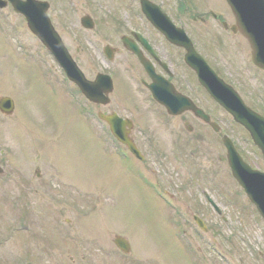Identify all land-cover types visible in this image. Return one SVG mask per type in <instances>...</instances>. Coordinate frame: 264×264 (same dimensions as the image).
Listing matches in <instances>:
<instances>
[{
    "label": "rangeland",
    "instance_id": "1",
    "mask_svg": "<svg viewBox=\"0 0 264 264\" xmlns=\"http://www.w3.org/2000/svg\"><path fill=\"white\" fill-rule=\"evenodd\" d=\"M212 1L220 5L219 0ZM6 44L7 41L0 36V47ZM5 65L8 71L2 74V70H0V77L2 76L0 89L4 92L3 94L14 96L17 108L15 110L16 118L10 123L7 121L13 116L10 118L0 116V122H5L0 123L1 142L7 143L10 147L13 145L18 148L22 144L23 149V142L26 139L31 138L39 141L38 154L41 157L53 155L57 159L60 168L58 172L62 174L64 182L66 178L69 181L68 187L62 185V189L72 193V197L78 201L74 206L76 217L72 219V222H62L69 231V235L77 232L78 235L74 237L65 236L61 243H66V246L72 247L80 245L82 249L86 250L89 257L84 258L85 264H200L195 257L168 255L161 248L154 249L155 255H151L154 252L153 249H148L152 247L151 238L140 221V216L145 212L137 208L130 199L131 175L127 172L118 173L119 165L115 164L112 156L105 155L103 157L99 153L98 144L93 139V134L82 132L81 122L74 121L75 116L71 113L66 102L51 96L41 87L40 84L47 82L41 80V77H51L56 73L51 65L46 60L34 55L16 57L6 62ZM54 84L59 85V82L54 81ZM128 84L129 82H126V86ZM127 93L128 95L136 94L134 90ZM133 98L136 99L137 97ZM15 131L18 132L12 135ZM36 140H33L34 145L37 144ZM19 152L22 153V150ZM46 175V178L49 179L51 176V181H54L52 173L47 172ZM43 181L33 182V188L42 184ZM55 183L57 184V182ZM37 192L34 202L35 199L37 201L36 195L40 194L39 191ZM69 193L68 196H70ZM47 198L50 197L47 196ZM240 203L235 204H238L240 208H245ZM7 204L8 202H3L0 196V225L9 221L8 215L15 217L17 214L15 210L6 212L5 209H9ZM54 205L57 209L65 207V203L56 200H54ZM47 213L50 214L49 208ZM72 213L73 206L68 213L62 215V218ZM60 215L58 214V216ZM2 228L3 226H0V229ZM237 228L238 226H234L235 233H237ZM228 230L225 229L223 232L226 234ZM62 232L65 233L64 230ZM238 232L242 233V230L240 229ZM115 233L126 234L131 238L133 247L129 253L118 252L111 245ZM5 235H9V230L6 231V234L0 232V264H60L56 258L62 251L58 250L57 252L58 247L49 245L48 240L42 244L29 242L22 246L18 245L17 242L15 243V239L7 242ZM93 239L95 241H92ZM34 241L36 240L34 239ZM48 247H54L53 250L55 251L52 253H57L43 259V251L46 254L51 253ZM140 247L142 249H139ZM82 249L74 248L68 255V260L79 263L82 257ZM104 250L111 251L112 255L105 257ZM140 255L144 256L123 260L124 257ZM239 255L241 254L235 251L234 260ZM216 257V260L220 262L219 254Z\"/></svg>",
    "mask_w": 264,
    "mask_h": 264
},
{
    "label": "flooded vegetation",
    "instance_id": "2",
    "mask_svg": "<svg viewBox=\"0 0 264 264\" xmlns=\"http://www.w3.org/2000/svg\"><path fill=\"white\" fill-rule=\"evenodd\" d=\"M47 1L49 2L48 15L50 16L54 27L61 35L66 46H68V48L72 51L75 49V52L79 54L81 51L80 48L83 46V52L81 55L84 56L85 63L90 66V73H88V76H92L94 73L93 71L97 68L103 71L102 67H95L94 64L100 63L107 65L109 68V72L107 73H110L113 79L114 89L117 91L116 94L119 106H124L127 110H131L136 109V104L138 102L139 104L141 101H145L147 104L152 103L150 92L143 84V80L150 82L151 79L145 73L140 63L141 60L139 56L152 66L154 72L167 78L173 84L176 90H180L185 94L188 93V95H192L196 99H203L206 97L204 91H202V88L197 84L193 72L181 62L184 49L165 41L163 36L158 31H156L153 26L144 21V19L142 21L144 24L146 23L145 26L139 25L138 17L140 16V11L133 13L135 10H138L139 0H119L120 11H122L126 16L127 21L125 23L118 22L116 25L111 27L112 30L106 32L100 23V17H98L96 13H91L89 8L86 9L87 13L85 14H90L94 26L93 28L85 29L80 27L79 24H76L78 23V18L76 15L79 13L75 12L72 8H68L66 2L67 0ZM64 2L66 3L64 4ZM157 4L161 7V9H163V11L165 10L169 14L175 24L180 25L185 29V32H187V34L192 39L195 49H197L199 52L202 51V45L198 38H200V33L203 30L208 32L211 31L221 38L227 37V39L231 40L233 43H235L236 38L240 40L242 39L238 33H233L229 29L228 26L231 24L233 18L227 8H224L222 3L219 5L215 1H211L205 8H203L201 3L195 4L192 2L190 5L186 1L184 3H180L179 1L176 2L174 0H163L160 2V4L158 2ZM55 5L60 6V8H54ZM11 7V2H7L5 7L0 9V18H2L1 22L3 25L9 27L12 30H27L23 16L21 17V15H15V12ZM16 16L19 18V25L15 23ZM9 17H13L14 19L9 21ZM9 22L10 24H7ZM133 29H139V31H141V37L138 38L135 34H133ZM122 35L129 37L131 41L130 43L133 44L134 51L128 50L122 46ZM85 42H89L91 48H87L85 46ZM106 45L110 47L111 57H108L104 54L103 48ZM235 58H240L238 60L240 62H245V60L248 61L247 49L245 56L241 57L237 56L236 54ZM236 64L237 66H235V68L239 71H243V67L239 65L238 62H236ZM228 75H230L232 78L234 76L231 71H229ZM124 76H131L134 79L135 89L138 91L137 94L141 96L139 97V100L141 101H132V98L137 94L133 93L128 95L125 85L122 83ZM237 81L239 82L237 87L240 88V80L238 78ZM112 92L108 95L110 97L109 103L105 105L90 103L87 100L84 101L81 99L79 96L80 93L71 82H65V93L67 96H71L70 98L73 99V104L71 102L70 106L72 108H80L82 111L87 113L93 109L117 112V107L111 104L114 100L115 94V92ZM158 112L160 113V110H158ZM158 112V128L161 129V127L164 128L166 126L168 132L171 133L172 151L169 154L158 153L156 151L158 138L143 135L144 145L141 148V152L143 154L141 161H143V163L138 168H136V172L139 174L146 172L148 175L154 174L159 176L163 175L165 171L174 170L176 167H181L184 171L188 170V168L183 165L182 162V157L185 154L187 142L190 143L191 140L199 141V139H203V137L205 141H207V137L203 129L199 126H196L195 121H193L191 122L193 123L191 124V129L188 131L184 124V120L186 119L184 116H182V121L174 120L167 113L165 116L166 120L162 121L160 119L161 115L158 114ZM189 114L191 113L189 112ZM199 122L202 126L209 128V126L206 124H203L201 121ZM180 125H182L183 130L187 131L188 134H184L179 129H172L174 127H179ZM243 141L250 145L246 136L245 140ZM245 147L252 157L259 159V153L256 151V148H252V146L249 148L247 145H245ZM208 153H211L209 149ZM190 154L191 156H194L192 152H190ZM216 159H218V157H216ZM170 160H172V163H170ZM190 162L193 166L190 175L197 176L198 178V181L195 184L179 186V189L165 184H161L159 187L167 192L183 191V189L186 188L190 195L197 199L196 195H198V193L201 191L203 192V188L200 184L202 173L201 163L197 159H190ZM246 162L260 167L259 163L252 161L251 159H247ZM170 165H173V167H170ZM207 171H210V175L212 173H216V169H214L212 166L211 168H208ZM194 206L199 209V201H197Z\"/></svg>",
    "mask_w": 264,
    "mask_h": 264
},
{
    "label": "water",
    "instance_id": "3",
    "mask_svg": "<svg viewBox=\"0 0 264 264\" xmlns=\"http://www.w3.org/2000/svg\"><path fill=\"white\" fill-rule=\"evenodd\" d=\"M228 2L237 17V24L234 29L237 28L245 35V37L248 38L252 47V58L254 63L259 67L264 68V0H228ZM27 16L31 21L32 28L38 29L42 25H45L42 10H36L34 13H28ZM36 32L45 39L48 38V29L42 28L38 31L36 30ZM53 43L54 39L51 37L47 44L50 46V49L58 58L65 70L69 72L71 70V64L61 62L62 53L56 42L54 44ZM193 61L196 63L195 67L198 70L199 75H201V80L208 86L212 95L233 113L236 120L243 123L250 130L256 143L264 150V119H261L260 116L243 108L239 100H237V98L226 87L222 86L211 77V73L206 70L197 58L193 57ZM72 74L76 76L72 77L84 90L81 75L78 74L74 68ZM95 87L98 90L102 89V82H97ZM84 92L88 95L85 90ZM88 97L94 98L89 95ZM112 129L115 131L114 124ZM234 161L237 162L236 158ZM234 174L239 182L244 186L251 201L255 204V206H257L261 214L264 216V174L253 173L241 169H236Z\"/></svg>",
    "mask_w": 264,
    "mask_h": 264
}]
</instances>
